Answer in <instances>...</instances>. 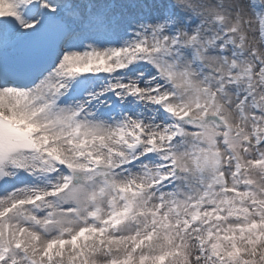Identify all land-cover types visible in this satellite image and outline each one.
Segmentation results:
<instances>
[{
	"label": "snow or ice",
	"instance_id": "6c2138e0",
	"mask_svg": "<svg viewBox=\"0 0 264 264\" xmlns=\"http://www.w3.org/2000/svg\"><path fill=\"white\" fill-rule=\"evenodd\" d=\"M0 264H264V0H0Z\"/></svg>",
	"mask_w": 264,
	"mask_h": 264
}]
</instances>
